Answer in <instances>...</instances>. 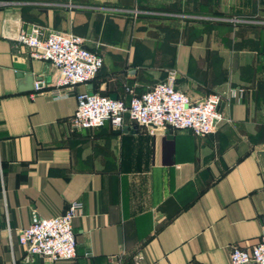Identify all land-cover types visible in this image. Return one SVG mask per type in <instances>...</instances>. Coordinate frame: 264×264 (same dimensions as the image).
<instances>
[{"label": "crops", "instance_id": "0c3cea01", "mask_svg": "<svg viewBox=\"0 0 264 264\" xmlns=\"http://www.w3.org/2000/svg\"><path fill=\"white\" fill-rule=\"evenodd\" d=\"M34 25L84 36L97 77L54 98L59 69L16 40ZM171 69L192 99L221 94L217 132L73 125L77 93L129 104ZM73 201L76 258L27 262L32 213ZM263 214L264 0H0V264H230Z\"/></svg>", "mask_w": 264, "mask_h": 264}, {"label": "built area", "instance_id": "2783aa9c", "mask_svg": "<svg viewBox=\"0 0 264 264\" xmlns=\"http://www.w3.org/2000/svg\"><path fill=\"white\" fill-rule=\"evenodd\" d=\"M16 40L29 48L36 59L50 61L60 71L58 88L54 98L68 96L61 87H73L91 82L104 64L103 57L86 47V38L76 33L50 30L44 36L41 26L21 30ZM177 71L171 69L164 80L150 86L142 94L133 95L127 104L121 98H114L92 90L77 93V108L72 116L74 126L93 129L110 121L121 128L126 114L132 122L147 126L151 132L156 129H191L196 135L214 134L223 115L219 110L222 96L211 93L194 100L176 87ZM44 85L35 82V89ZM82 201H73L68 209L59 215L42 217L33 212L31 223L19 234V242L26 250L25 260L30 262L35 255H42L53 262L74 260L77 256V239L73 220L82 214ZM264 215V214H263ZM230 264H264V224L260 240L250 249L234 246Z\"/></svg>", "mask_w": 264, "mask_h": 264}, {"label": "rangeland", "instance_id": "374dc122", "mask_svg": "<svg viewBox=\"0 0 264 264\" xmlns=\"http://www.w3.org/2000/svg\"><path fill=\"white\" fill-rule=\"evenodd\" d=\"M97 77V76H96ZM99 93V92H98Z\"/></svg>", "mask_w": 264, "mask_h": 264}, {"label": "trees", "instance_id": "16d2710c", "mask_svg": "<svg viewBox=\"0 0 264 264\" xmlns=\"http://www.w3.org/2000/svg\"><path fill=\"white\" fill-rule=\"evenodd\" d=\"M98 75V74H97ZM96 78V77H95Z\"/></svg>", "mask_w": 264, "mask_h": 264}]
</instances>
